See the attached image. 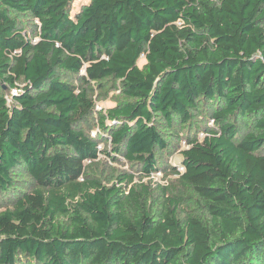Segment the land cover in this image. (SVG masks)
Returning <instances> with one entry per match:
<instances>
[{
	"label": "trees",
	"instance_id": "trees-1",
	"mask_svg": "<svg viewBox=\"0 0 264 264\" xmlns=\"http://www.w3.org/2000/svg\"><path fill=\"white\" fill-rule=\"evenodd\" d=\"M74 1L0 0V264H264V0Z\"/></svg>",
	"mask_w": 264,
	"mask_h": 264
},
{
	"label": "rangeland",
	"instance_id": "rangeland-1",
	"mask_svg": "<svg viewBox=\"0 0 264 264\" xmlns=\"http://www.w3.org/2000/svg\"><path fill=\"white\" fill-rule=\"evenodd\" d=\"M85 0H75L72 3V8L75 10L79 4L81 2H83ZM137 65L142 68V66L144 65V59L141 57L138 62ZM114 96H116V94L114 92H111L109 89H107L104 93L101 94L100 96V101H98V107H101L103 110L107 109L109 106H111L114 103ZM202 126H204L205 124H211V122H200ZM203 133H201V130L198 131L197 133V138H202L203 137ZM184 141H181L180 143L178 142V148L177 149H181L183 148L185 145L183 144ZM103 145V144H102ZM101 145V146H102ZM101 159H103V162H100L98 164V169L99 170H104L105 175H111L110 178H113L115 175L120 174V173H127V174H132L134 176V180L137 181L138 179V172L133 171L129 164H127L125 161H123V159L120 162H116V163H111V161L105 159L104 157L101 156ZM179 156L177 153V150L175 151H169L168 154L164 155L163 157V161H162V166L161 168L152 175V179L150 180V184L154 187V188H167L172 192H175V190L178 187L177 184V174L174 172L173 169H176L178 167H180V162H179ZM114 181V180H113ZM148 180H144L143 182H147ZM111 184V183H110ZM109 184V185H110ZM4 207V203H0V210Z\"/></svg>",
	"mask_w": 264,
	"mask_h": 264
},
{
	"label": "built area",
	"instance_id": "built-area-1",
	"mask_svg": "<svg viewBox=\"0 0 264 264\" xmlns=\"http://www.w3.org/2000/svg\"><path fill=\"white\" fill-rule=\"evenodd\" d=\"M96 110H100V107L97 106V107H96ZM183 144L185 145L183 148H187V147H188L185 143H183ZM177 171H178V172H182V171H183V167H182V166L178 167V168H177Z\"/></svg>",
	"mask_w": 264,
	"mask_h": 264
}]
</instances>
